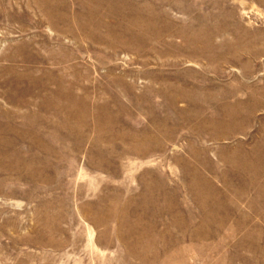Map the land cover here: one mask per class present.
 Instances as JSON below:
<instances>
[{
  "label": "rangeland",
  "instance_id": "rangeland-1",
  "mask_svg": "<svg viewBox=\"0 0 264 264\" xmlns=\"http://www.w3.org/2000/svg\"><path fill=\"white\" fill-rule=\"evenodd\" d=\"M0 264H264V0H0Z\"/></svg>",
  "mask_w": 264,
  "mask_h": 264
}]
</instances>
